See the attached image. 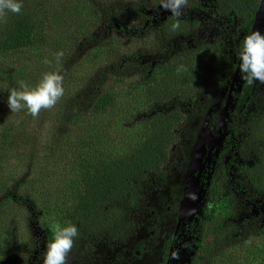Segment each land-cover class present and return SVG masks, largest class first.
Returning <instances> with one entry per match:
<instances>
[{
    "label": "trees",
    "instance_id": "1",
    "mask_svg": "<svg viewBox=\"0 0 264 264\" xmlns=\"http://www.w3.org/2000/svg\"><path fill=\"white\" fill-rule=\"evenodd\" d=\"M145 1L157 2L158 8L147 7L149 2ZM261 1L212 0V16L216 20L232 19L247 26L250 33ZM50 2L23 0L20 14L0 16V97L18 88L20 81L37 85L43 70L51 66L45 61L52 59L42 54L52 16ZM61 2L77 6L85 16L82 30L73 35L60 61L72 66L80 53H92L96 68L77 87V92L87 97L85 113L77 111L76 104L81 102L77 93L75 99L61 97L57 112L61 117L56 121L59 124L53 125L52 136L32 139L31 134L32 141L25 142L20 128L32 131L35 127L19 123V117L24 119L21 113L15 112L17 116L13 114L0 124V160L12 153L21 154L20 147L23 150L25 144L34 160L32 179L26 180L25 174L18 176L14 188L9 185V173L0 165V206L10 205V212L6 209L4 213L21 209L37 213L32 222L38 231H44L45 248L53 236V224H75L79 235L68 257L77 264L89 258L99 240L110 241L113 233L115 241L124 242L137 228L136 217L146 208L147 180L165 179L174 168L173 150L180 143L186 122L181 105L209 99L219 87L221 45L217 40H207L200 24L188 15L180 18L179 29L172 30L175 21L172 16L161 15L160 0ZM185 9L199 11V1L188 0ZM99 28L103 32L100 38L95 37ZM178 40L180 44L175 46ZM28 51L32 55L35 51L33 56L39 59L25 67L31 56L23 58L21 54ZM181 65L185 70L177 73ZM240 136L235 151L246 165L238 175L245 187L264 197V95L244 116ZM211 158L199 186L212 165ZM60 168L64 174L56 177L53 172ZM224 172L220 176L216 171L210 182V216L191 222L193 226L199 222L200 231L187 264H228L220 259L222 251L235 247V241L244 234L236 226L239 209L235 208L231 187L226 186ZM39 189L43 194L32 195ZM15 228L12 221L0 226V264H27L30 251L25 250ZM252 231H258L262 245H253L259 251L248 250L243 258L229 264H264V227Z\"/></svg>",
    "mask_w": 264,
    "mask_h": 264
},
{
    "label": "rangeland",
    "instance_id": "2",
    "mask_svg": "<svg viewBox=\"0 0 264 264\" xmlns=\"http://www.w3.org/2000/svg\"><path fill=\"white\" fill-rule=\"evenodd\" d=\"M79 1L86 2V0ZM197 1L200 4L199 11L187 12L186 10L188 9H184L182 16L186 17L188 15L190 20L197 21L201 29L205 31V38L207 40L219 41L221 45V80L219 87L209 99L181 105V109L186 113V123L180 134V143L173 150L172 160L174 168L165 179L151 177L147 180L144 192L146 196V208L139 212L136 217L137 228L133 229V232L124 242L115 241L114 239L116 238L111 233L110 241H98L92 248V255L89 258L82 259L77 264H162L166 258V251L168 250L165 244L166 239L171 233L174 234L176 229L174 219L175 214L177 215V202H181L183 199L185 192L192 184L205 158L226 101L228 88L236 71V64L238 62L236 49L239 41L245 35L250 34L247 26L243 27L232 19H214L212 16V0ZM51 2L52 16L49 19V27L46 31L47 48L42 54L52 60L51 66H47L43 70V75L48 72H59L63 75L66 98L64 95L62 98L68 99L70 97L75 99L74 96L77 93L76 97H79L81 101L76 104V107H79L77 111L85 113L87 97L85 93H78L77 87L81 84L83 85L89 74L94 70L95 64L92 60V53L88 51L80 53L76 58L75 64L72 66L60 63L63 57L59 62L56 60L57 52L65 50L66 52L62 51L63 55L68 52L73 35L82 30L85 16L81 15L77 6L69 7L66 3H62L61 0H51ZM147 2L149 1H145V3ZM156 4L157 2L151 1L146 5L147 7L155 6L158 8ZM160 9L162 16H171V13L164 11L161 7ZM262 23L260 31L264 32V18ZM159 25L158 23L156 24V26ZM101 31L102 28L96 30L95 37H102L103 32L101 33ZM174 44L175 46L179 45V40ZM34 54L35 51L33 52ZM33 55L29 51L26 54H21L23 58L31 56L28 61L24 62L25 67H29L34 60L39 59ZM54 61L58 64L55 65ZM237 83L236 95L234 100L230 102L229 112L226 115V122H224L222 127V133L216 146L212 165L209 172L205 175L203 183L199 186V190L195 193L193 203L191 202L187 207L185 214L186 222H192L196 217L207 219L210 216L212 205L210 182L216 171L222 176V171L226 170V186L227 188L228 185L234 188L231 190L237 204L235 208L239 209L236 214V226L244 233L241 235L242 239L238 238L235 241V247H230L224 252L222 251L220 259L228 264L230 263L229 261L243 258L246 251H252L255 248L253 245L255 242H257V246L259 245V247L262 245L260 238H258V231L253 232L252 229H258L260 226L264 227V197L254 194L251 187L244 186L247 184L238 176L237 170H241L245 162L238 157V153L235 151L243 126L244 116L252 112V106L256 102L261 101L264 95V84L257 82L249 86L241 78L237 80ZM8 95L0 97V124L15 114L7 106ZM62 98L59 99L53 108L42 110V113L36 118L27 114L26 110L19 112L24 118L19 117V123L35 127L32 131L25 127L20 128L22 142L31 140V134L33 135L32 139L52 136L53 125L59 124L56 121L61 117V113L57 114V112L58 107L62 103ZM25 146L23 150L20 147L21 154L12 153V155L8 156V159L4 158L0 160L3 172L9 173V185L11 187L14 182L17 185L18 176L25 174L26 180L33 177L31 167L34 160L30 157L32 150L30 147ZM53 173H56V177H59L64 174V168H60ZM167 190L170 192L169 198L165 195ZM40 194H43L41 189L32 193L34 196ZM9 206L7 204L6 206H0V222H2L0 226L5 225L7 221H12L16 226L15 231H18L25 250L30 251L27 254L28 260L26 263L43 264V253L45 251L43 242L44 231L40 228L39 231L41 230L42 233L39 232L32 222V217H35L37 213H26L23 209L14 213H4L6 209L10 208ZM189 210L190 214L187 216ZM5 215H8V217H5ZM184 230L186 231L185 226ZM190 233L191 231H182V234L178 235L179 238L177 237V240L172 243L174 249L173 253H171V264H187L190 260L194 248H196L194 243L197 242L195 239L192 240L193 235L191 236ZM158 234L160 235L158 236ZM32 244L34 247L31 246ZM263 248L264 246L261 247V249ZM255 250L259 251L257 248Z\"/></svg>",
    "mask_w": 264,
    "mask_h": 264
},
{
    "label": "clouds",
    "instance_id": "3",
    "mask_svg": "<svg viewBox=\"0 0 264 264\" xmlns=\"http://www.w3.org/2000/svg\"><path fill=\"white\" fill-rule=\"evenodd\" d=\"M187 4L188 0H160V7L171 13L175 21L171 25L172 30L179 29L180 18ZM22 7L23 0H0V16L7 12L20 14ZM62 57V51L56 53L57 62ZM236 58L239 61L238 70L241 73V79L247 85L251 86L257 82L264 84V32L256 30L245 35L239 41ZM45 62L51 63L47 60ZM184 70L182 65L177 67V73ZM63 81L64 77L59 72L45 73L35 86L20 81L18 88L10 90L7 106L13 113L26 110L27 114L36 118L42 110L53 108L64 95ZM52 232L53 236L43 253V264H67L68 254L73 249L75 240L79 235L78 228L72 223L61 224L57 222L52 225Z\"/></svg>",
    "mask_w": 264,
    "mask_h": 264
},
{
    "label": "water",
    "instance_id": "4",
    "mask_svg": "<svg viewBox=\"0 0 264 264\" xmlns=\"http://www.w3.org/2000/svg\"><path fill=\"white\" fill-rule=\"evenodd\" d=\"M263 17H264V0H262V2L260 3L259 7H258V10L254 16V22L252 24V27H251V32L253 31H256L260 26H261V23H262V20H263ZM238 65H239V62H238ZM238 65H237V69L235 71V74H234V78L231 82V85H230V89L228 91V95L226 97V101H225V104H224V107L220 113V116H219V119H218V123H217V126H216V129H215V132H214V136H213V139H212V142H211V145H210V149L202 163V165L200 166L196 176L194 177L193 181H192V184L190 185V187L188 188L185 196L183 197V199L181 200L180 202V206H179V213H178V220L179 222H181L183 220V216H185L186 214V208L187 206L193 202V198L195 196V192L198 188V183H199V179L202 175V172L207 164V161L211 155V152L212 150L214 149L217 141L219 140V137L221 135V131H222V127H223V122H224V119L227 115V110H228V107H229V103H230V97H231V92H232V88H233V85H234V82H235V79L238 75ZM190 212V210H189ZM190 213H187V216H189ZM186 217V216H185Z\"/></svg>",
    "mask_w": 264,
    "mask_h": 264
},
{
    "label": "flooded vegetation",
    "instance_id": "5",
    "mask_svg": "<svg viewBox=\"0 0 264 264\" xmlns=\"http://www.w3.org/2000/svg\"><path fill=\"white\" fill-rule=\"evenodd\" d=\"M258 30V29H257ZM239 62V61H238ZM238 62H237V64H236V69H237V65H238ZM238 75H239V72H238ZM238 75H237V77H236V80H237V78H238ZM232 82V81H231ZM235 83H236V81L234 82V85H235ZM230 85H231V83H230ZM234 85H233V88H234ZM233 88H232V92H231V95H232V93H233ZM229 89H230V86H229V88H228V91H229ZM227 95H228V93H227ZM230 102H231V97H230ZM229 106H230V103H229ZM228 110H229V107H228ZM227 110V113L229 112ZM186 114V113H185ZM226 118V117H225ZM224 122H226V120H224ZM224 122H223V124H224ZM186 123V122H185ZM218 123V122H217ZM185 126V125H184ZM223 129V128H222ZM221 136V135H220ZM240 137L241 136H239V139H240ZM220 138V137H219ZM213 139V138H212ZM239 139H238V141H239ZM219 141V140H218ZM218 141H217V143H218ZM211 142H212V140H211ZM217 143H216V145H215V147H214V149L212 150V152H211V155H210V157H209V159H208V161H207V164H208V162H209V160H210V158L211 159H214V153H215V150H216V146H217ZM238 143V142H237ZM211 145V144H210ZM237 145V144H236ZM209 149H210V146H209V148H208V150H207V152H206V155H207V153H208V151H209ZM206 155H205V157H206ZM205 159V158H204ZM204 161V160H203ZM213 162V161H212ZM211 162V163H212ZM203 163V162H202ZM206 164V166H205V168H204V170L206 169V167L208 166ZM202 165V164H201ZM210 166H211V164L209 165V167H208V172H209V169H210ZM204 170H203V172H202V175H203V173H204ZM226 172V174H227V171H225ZM237 174H238V170H237ZM202 175H201V177H202ZM229 175V174H228ZM239 176V175H238ZM200 177V178H201ZM203 178H204V176H203ZM242 180V179H241ZM199 182H200V179H199ZM198 186H199V183H198ZM233 188V187H232ZM231 188V189H232ZM234 189V188H233ZM188 190V189H187ZM197 191V190H196ZM187 192V191H186ZM186 192H185V194H186ZM196 193V192H195ZM165 195H167L168 196V198H169V196H170V192H169V190H167L166 192H165ZM185 196V195H184ZM193 203V202H192ZM190 205V204H189ZM188 205V206H189ZM179 206H180V202L178 201L177 202V207H176V213H177V215L175 214V219H174V225L176 224V229H175V231H174V234L173 233H171L170 234V236L166 239V246H167V251H166V258L164 259V262L162 263V264H171V262H172V255L170 254V251H171V248H173L174 249V247H173V242H175L176 240H177V237H178V235L180 236V234H182V231H184V232H186V231H191V236H192V240L193 239H196V234H199V231H200V229H199V225L197 224V225H194L193 226V224H191V222L189 221H187L186 222V217L185 216H183V220L181 221V222H179V220H178V213H179ZM187 206V207H188ZM186 210H187V208H186ZM188 213H190V212H188ZM164 222H167V221H164ZM173 225V226H174ZM184 226L186 227V231L184 230ZM161 228L163 229V226L161 225ZM193 231V232H192ZM160 234H158V236H159ZM179 238V237H178ZM100 241V240H99ZM95 244H97V243H95ZM94 244V245H95ZM169 251V252H168ZM168 252V253H167ZM171 253H173V250H172V252ZM168 254V255H167ZM92 255V254H91ZM91 255H89V257L91 256ZM67 262H68V264H73V262H72V260L69 258V257H67Z\"/></svg>",
    "mask_w": 264,
    "mask_h": 264
}]
</instances>
